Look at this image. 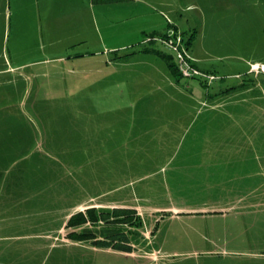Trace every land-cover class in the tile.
Wrapping results in <instances>:
<instances>
[{
  "label": "rangeland",
  "instance_id": "rangeland-1",
  "mask_svg": "<svg viewBox=\"0 0 264 264\" xmlns=\"http://www.w3.org/2000/svg\"><path fill=\"white\" fill-rule=\"evenodd\" d=\"M174 28L187 38L193 34L186 56L194 70L207 73L200 80L181 77V83L189 85L196 102L204 94L219 111H243L240 118L245 123L239 124L238 112L234 120L238 130L255 138L254 144L242 139L235 143L243 150L241 158L259 160L264 169V0H129L105 5L90 0H0V264H264V205L256 214L245 213L244 228L231 230L240 240L226 245L229 252L243 251L236 255L203 253L224 246L223 239L208 244L182 220L158 225L151 218V224L146 214L141 231H155L153 252H142L137 245L135 253L127 255L63 241L50 247L47 240L38 245L23 237L31 233L25 224L45 222L53 227L62 212L95 194L83 185L93 186L99 158L108 168H118L123 165L118 159L135 153L140 156L136 160L163 159L153 164L156 171L178 146L180 129L194 133L205 123L203 117L194 124L180 117L172 121L170 131L171 124H163L169 118L155 114L159 100L168 95L158 89L175 77L160 58L170 56L178 65L177 52L162 40L173 36ZM144 38L145 44H137ZM144 48L152 54H143ZM128 50L135 51L133 57L108 64L111 53ZM211 75L213 81L206 78ZM118 82H124V90L115 92L112 87ZM227 88L229 92L220 94ZM131 92L139 96L133 100L141 115L130 128L125 115L127 131L118 133L123 125L112 100ZM214 94L218 96L211 100ZM144 100L151 102L144 105ZM87 109L96 110L100 124L79 126L78 120L70 119ZM199 134L203 142L208 135L204 126ZM228 138H216L214 147L220 148ZM214 139L209 132L208 140ZM130 140L131 147L125 148ZM225 156L216 159L217 175L201 188L232 190L229 175L220 173L230 170L222 162L235 156ZM84 158L87 165L79 160ZM202 159L200 153L191 155L187 165H199ZM175 167L172 160L166 174L169 190L170 170ZM163 175L152 174L145 186L160 185ZM251 180L234 183L248 190ZM256 181L257 186L262 183L258 188L264 201V175ZM193 187L187 184L183 190Z\"/></svg>",
  "mask_w": 264,
  "mask_h": 264
},
{
  "label": "crops",
  "instance_id": "crops-1",
  "mask_svg": "<svg viewBox=\"0 0 264 264\" xmlns=\"http://www.w3.org/2000/svg\"><path fill=\"white\" fill-rule=\"evenodd\" d=\"M134 52L135 51L128 50L121 53L118 52L120 54L117 55L122 56L125 54H130V56L128 55L127 58H131L134 56ZM141 52H143V54H152L151 51L146 49L142 50ZM160 59L168 67L166 61H164L162 58ZM108 62V64L111 65L123 63L121 60L117 59H109ZM168 69L171 72V69ZM171 74L173 73L171 72ZM186 81L188 82L189 80ZM199 83L201 86H203L201 82ZM115 84L118 85L112 87L114 89L117 88V90H114L115 92L118 90H124V87L122 86L124 82H118ZM188 86L189 85L184 86L181 83V80L177 79L176 77L162 83L160 86L161 88L158 90L163 91L168 95L164 97V99L159 100V102L162 103L160 105V109L157 110L155 114L169 118L163 122V124H171L172 121L177 123L180 117H187L188 121L190 119L189 123L194 124L198 120V117H203L202 119L205 120V123H203L200 127L204 126L206 134L209 135L210 132L211 137L215 138L214 140H208V135H206V139L202 142L199 134L200 127L195 129L194 133H190L189 131L183 132L180 129V133L183 134L180 136L178 146L176 145L174 148H172L171 158L165 161L166 165L159 166L156 171H153V164L157 162L156 160L161 162L163 159L151 158L150 160L145 161L144 159L136 160V156H140L135 153V155L127 156V159H118V162H123V165L120 163L118 168H115V166L108 168L104 167L105 164H103L102 159L99 158L94 172L93 186L91 185L92 182L85 183L83 185H89L90 189L95 191V194L93 196L91 195L92 197L89 199H84L82 202H77L72 205V210L65 212L64 215L62 212L59 218L60 220H55L56 222L53 224L54 227L57 221H60V224L56 230H50L53 227L50 225L48 228L45 222H29L25 225L26 228L31 231V233L23 237L29 238L30 240H37L38 245L41 241V245H43L44 241L47 240L49 241L50 247H53L54 243H58L60 241H63L64 244L74 247H92L89 244L70 242L65 239L66 222L73 214L92 208L96 210H110L114 208L135 209L138 211L141 219L142 216L146 214L145 217L149 219L151 224H153L152 220L150 221L151 218H154L153 220H155L156 224L158 225L164 221L178 223V220H182L186 222V226L189 228L191 227L192 231L197 230L198 233L196 235L203 237L207 243L214 238L219 241L220 239H223L224 246H220V248L212 246V248L209 247V250L203 251V253H207L212 256L219 254H243V251L239 249H233L231 250L232 252H229L226 244L240 240V238L232 234L231 230L241 229L245 227V224L247 225L244 220L245 213L252 215L260 212L262 209V206L264 205L263 194L258 188L259 186L261 187L262 183L257 186L256 177H259L262 180L264 169L263 166H261L259 160L258 162H249L246 160V156L241 158L243 150L240 144L235 142H238L239 139H242L245 142L250 141L252 144H254L252 140L255 138L247 133L244 129H237L238 120H234L235 114L237 112L240 113L238 115L240 120L239 124L245 123L240 118L243 111H219L214 107L215 104L212 103V101H207L205 99L204 94H201V99L199 102H196L197 99L191 94V92H188L190 89ZM227 92H229L228 88L222 90L220 94ZM188 93L191 95L189 96ZM215 96H218V94H214V96L210 97V99L212 100L215 98ZM121 97L123 96L114 97L112 100L113 102H116V105L113 104V106L116 108L115 114H119L118 116L120 118V123L123 125L118 133L127 131L125 124L126 116L129 122L128 126L130 128L131 124L135 122L136 118H140L141 115L138 114L134 109V101L136 99L139 100V96L134 97L133 93L131 92L130 95H127L124 98ZM134 98L136 99L133 100ZM148 102L151 101H142L144 105H147ZM198 105L201 108H199ZM169 116L174 117L175 120ZM71 118L78 120L79 126L101 123L96 110L89 111L87 109L84 112H80L78 118L74 117L73 115L70 116V119ZM92 129L97 128L94 127ZM173 129L174 128L171 124L170 131ZM173 135L177 136L178 134L174 133ZM225 135L229 138L220 144V148H215L214 146L216 144V138H223ZM186 139L189 140L184 144ZM131 141L132 140L124 145L125 148L131 147V143H133ZM239 150H241V152ZM198 153H200L203 157L202 162L199 165H197V162L187 165L191 155H197ZM222 155H226L225 157L235 156L233 159L222 162L225 164L223 166L228 167L230 170L220 173L229 175L228 180L230 184H232V190L222 192L218 191L217 193L214 190H205L201 188V183H205V181H208L211 179V177L213 178L217 175H214L213 166L215 165L216 159L222 158ZM142 157L146 158V155H143ZM79 160L83 161L87 165L85 158ZM172 160L176 161L177 168H171L170 170L169 179L173 184V189H170L172 192H170L166 174L168 172V166H170ZM235 161L236 163H232ZM257 163L259 164L257 165ZM84 171H86V169ZM138 171H150V173L148 175H144L145 173H139L136 175ZM157 172L164 173L160 185H150L151 187L145 186L144 182L149 181L151 183L150 180L152 174H157ZM247 178H253V180H251L252 184L248 190H246L244 186H240V183H234L237 180ZM109 182H111V185ZM187 184H191V186L195 185V187L190 190H183ZM258 193L259 195H256ZM251 196L254 197V201L247 203L246 199ZM260 224L261 223L252 222V225ZM46 227L48 228V231L45 232ZM203 230L207 232H203ZM140 233L143 238L139 244V247H143L142 252H153L152 249L154 250V248L152 247H154V243L152 241H154V238H156L155 231L145 230L143 232L141 231ZM176 243L178 242L176 241ZM105 250L110 252L112 251L110 249ZM135 251L133 253L125 254L133 255Z\"/></svg>",
  "mask_w": 264,
  "mask_h": 264
},
{
  "label": "trees",
  "instance_id": "trees-1",
  "mask_svg": "<svg viewBox=\"0 0 264 264\" xmlns=\"http://www.w3.org/2000/svg\"><path fill=\"white\" fill-rule=\"evenodd\" d=\"M91 4H113L129 0H90ZM174 35L162 38L165 45L178 54V65L172 62L170 56L164 57L168 68L177 79H181V66L186 63L190 68L195 69V65L185 52L189 51L193 34L186 37L184 33H178L174 28ZM146 43V38L140 43ZM145 50V48H144ZM147 50V49H146ZM114 53V60H124L130 56L125 54L118 56ZM118 56V57H117ZM182 63V64H181ZM203 74H207L202 72ZM202 76H193L192 79H201ZM210 75V74H208ZM212 76V75H211ZM210 77V76H207ZM205 86L204 84H202ZM207 87V86H205ZM142 219L135 209L114 208L110 210L87 209L73 214L65 226V239L75 243L89 244L95 248L110 249L120 253H133L136 246L143 240L141 236ZM141 240V241H140Z\"/></svg>",
  "mask_w": 264,
  "mask_h": 264
},
{
  "label": "built area",
  "instance_id": "built-area-1",
  "mask_svg": "<svg viewBox=\"0 0 264 264\" xmlns=\"http://www.w3.org/2000/svg\"><path fill=\"white\" fill-rule=\"evenodd\" d=\"M182 64V63H181ZM182 76L187 78H193V76H202L200 72L197 70H194L193 68H190L186 63L183 64L180 68ZM209 79V81H213L215 78L213 76L206 77Z\"/></svg>",
  "mask_w": 264,
  "mask_h": 264
}]
</instances>
